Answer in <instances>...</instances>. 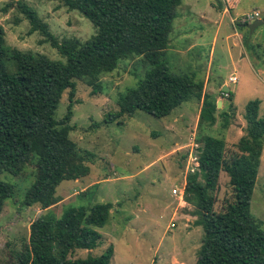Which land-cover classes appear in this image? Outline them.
<instances>
[{
	"label": "trees",
	"instance_id": "obj_1",
	"mask_svg": "<svg viewBox=\"0 0 264 264\" xmlns=\"http://www.w3.org/2000/svg\"><path fill=\"white\" fill-rule=\"evenodd\" d=\"M60 2L87 19L95 34L83 42L57 41L33 8L19 1L15 7L27 20L29 33L39 32L64 62L6 46L0 27V173L18 176L35 158L33 182L21 205L42 211L55 203V189L62 181L88 172L83 156L68 137L76 81L91 87L95 94L100 77L112 72L118 61L139 57L147 69L135 87L118 95L117 110L106 114L103 124L119 123L135 111L164 118L191 98L201 101L199 126H211L215 120V103L202 93L203 83L193 74L170 72L165 61L174 11L181 0ZM236 23L242 28L247 24ZM245 31L243 45L247 47L249 32ZM262 57L264 62V49ZM64 91L68 104L56 120L54 112ZM223 93L231 101V94ZM258 107L257 100L245 103L244 135L235 151L226 153L224 142L209 135L196 139L201 145L195 164L198 175L187 176L182 191L184 201L193 207L195 226L203 233L194 264H264V232L249 211L264 142V116H258ZM222 116L227 125L226 114ZM221 172L228 178L231 197L216 211L213 193ZM12 194L13 187L0 181V213ZM110 208L109 203H98L67 208L59 217L38 216L29 224L27 240L12 264H109L111 245L97 257L69 256L74 250H91L97 245L100 234L94 228L106 224Z\"/></svg>",
	"mask_w": 264,
	"mask_h": 264
},
{
	"label": "rangeland",
	"instance_id": "obj_2",
	"mask_svg": "<svg viewBox=\"0 0 264 264\" xmlns=\"http://www.w3.org/2000/svg\"><path fill=\"white\" fill-rule=\"evenodd\" d=\"M17 1L33 8L57 41L76 39L83 42L95 34L87 19L68 10L60 0H0V27L5 45L10 48L64 62L39 32L29 33L27 20L15 7ZM253 8L264 16V0H240L232 15ZM174 12L171 29L177 34L175 45L179 49L184 42L180 38L182 31H186L189 38V30L192 33L198 24L196 18L187 17L188 11L182 4ZM257 28L255 54L258 51L261 54L257 56L258 68L256 63L252 67L247 65L236 53L232 55V64L222 50L216 51L211 65L209 63V79L216 87L233 72L237 77L235 84L227 83L231 101L216 88L211 102H218L219 106L215 108L211 126L197 124L201 101L195 98L164 118L135 111L119 123L103 124V117L117 110L118 95L135 87L147 69L139 57L118 61L112 72L100 77L95 94L91 87L76 81L69 122L72 129L68 137L83 156L88 172L75 180L62 181L55 189V203L45 211L37 206L21 205L25 191L33 182L35 158H31L18 176L0 173V181L13 187V194L4 202L0 213V264H12L13 256L27 240L29 224L38 216L59 217L67 208H88L98 203L111 205L106 224L94 228L100 234V240L91 250H74L70 259L97 257L111 245L109 264H194L203 233L195 226L193 207L184 201L182 194L186 177L198 175L195 163L189 157L193 153L191 145H200L196 139L209 135L224 142L226 153L235 151L238 139L244 135L245 103L259 101L258 116H264V62L260 53L264 49V24ZM207 39L205 35L204 40ZM198 52L196 49L183 58L177 55L165 59L166 64L169 61V71L193 73L195 80H202L201 71H188L195 64L205 66V53ZM195 54L199 60L195 59ZM7 70H12L9 64ZM67 104V92L64 91L54 112L56 120L63 116ZM222 114H226L227 125ZM173 190L175 194H172ZM213 196L216 211L231 197L228 178L223 172L218 176ZM249 211L264 232V142Z\"/></svg>",
	"mask_w": 264,
	"mask_h": 264
},
{
	"label": "crops",
	"instance_id": "obj_3",
	"mask_svg": "<svg viewBox=\"0 0 264 264\" xmlns=\"http://www.w3.org/2000/svg\"><path fill=\"white\" fill-rule=\"evenodd\" d=\"M182 1L184 0H181L178 7L182 4L188 11L187 17L191 16L192 18H196L195 20L197 21L196 23L198 24V27L192 29V33L191 30H189L191 34H189V38L186 37L187 32L184 30L182 31L180 38L182 37L181 39H183L184 42L179 45V49H176L175 45L177 34H173L171 29L168 37V46L165 51V59L168 60V58H173L177 55L179 58H183L189 56L191 51L196 49L199 50L198 53H202L203 55L205 53V66L195 64L190 66L188 71L202 72V80H200V78L199 80L203 83V92L208 96V100L211 101L214 97L216 88L221 91L222 88H227V83L235 84L237 82V77L234 75V72L227 77L226 81L219 83L217 87L215 86V82H210V65L215 52L222 50L223 54L227 57L229 62H232V64H234L232 55L233 53H236L241 60L247 63V65L252 67L253 63H256L255 65L258 68V62L260 63V61L257 56L259 57V55H261L259 54V51L255 54V48L257 47V44L255 43V35L258 28H255L252 33H249L246 47V45H243V36L246 31L241 26H238L236 21L239 20L242 15L250 12H257L260 18L264 16L260 15L257 8H253L250 11L246 10V12L240 13L239 15H232V11L239 4L240 0H200L201 2L199 0ZM178 16L182 18L180 14ZM225 16L227 17L225 18ZM205 35L209 40H204ZM260 53H263V51H260ZM195 56V59L199 60L197 54H195ZM168 62L167 64L170 66ZM231 76L236 77L235 83L229 81ZM227 92H229L228 88Z\"/></svg>",
	"mask_w": 264,
	"mask_h": 264
},
{
	"label": "built area",
	"instance_id": "obj_4",
	"mask_svg": "<svg viewBox=\"0 0 264 264\" xmlns=\"http://www.w3.org/2000/svg\"><path fill=\"white\" fill-rule=\"evenodd\" d=\"M259 18H260L259 17V14L257 12H250V13H247V14L242 15L239 20H241V21L246 22L247 24H249L253 20L259 19ZM229 81L232 82V83H235L236 82V77L235 76H231L229 78ZM263 81H264V77H263ZM221 93L223 95H225L222 91H221ZM200 149H201V146L198 145V144L193 143L191 145V151L193 153H190V156L189 157H190V160L191 161H194L195 164H196V161H197V158H198ZM172 194H175V191L174 190L172 191ZM171 226H172V224H171Z\"/></svg>",
	"mask_w": 264,
	"mask_h": 264
},
{
	"label": "water",
	"instance_id": "obj_5",
	"mask_svg": "<svg viewBox=\"0 0 264 264\" xmlns=\"http://www.w3.org/2000/svg\"><path fill=\"white\" fill-rule=\"evenodd\" d=\"M262 24H264V17L253 20L251 23L246 24V25L244 26V28L247 29V31H248L249 33H252V31H253L255 28H257L258 26H260V25H262ZM221 91H222V92H227V88L224 87V88L221 89ZM218 106H219V103L217 102V103L215 104V108H217Z\"/></svg>",
	"mask_w": 264,
	"mask_h": 264
}]
</instances>
